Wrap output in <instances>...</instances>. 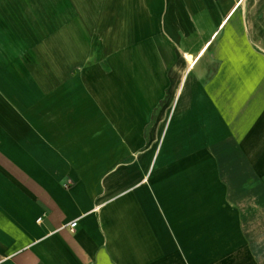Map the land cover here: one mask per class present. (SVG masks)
<instances>
[{"label": "crops", "instance_id": "1", "mask_svg": "<svg viewBox=\"0 0 264 264\" xmlns=\"http://www.w3.org/2000/svg\"><path fill=\"white\" fill-rule=\"evenodd\" d=\"M0 264H264V0H0Z\"/></svg>", "mask_w": 264, "mask_h": 264}, {"label": "built area", "instance_id": "2", "mask_svg": "<svg viewBox=\"0 0 264 264\" xmlns=\"http://www.w3.org/2000/svg\"><path fill=\"white\" fill-rule=\"evenodd\" d=\"M76 225H77L76 221H74L73 223H70L69 229L73 231L75 229Z\"/></svg>", "mask_w": 264, "mask_h": 264}, {"label": "bare ground", "instance_id": "3", "mask_svg": "<svg viewBox=\"0 0 264 264\" xmlns=\"http://www.w3.org/2000/svg\"><path fill=\"white\" fill-rule=\"evenodd\" d=\"M41 21V20H40Z\"/></svg>", "mask_w": 264, "mask_h": 264}, {"label": "rangeland", "instance_id": "4", "mask_svg": "<svg viewBox=\"0 0 264 264\" xmlns=\"http://www.w3.org/2000/svg\"><path fill=\"white\" fill-rule=\"evenodd\" d=\"M167 143V142H166Z\"/></svg>", "mask_w": 264, "mask_h": 264}]
</instances>
